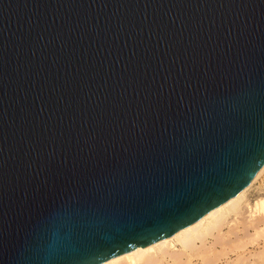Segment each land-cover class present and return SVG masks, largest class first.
Segmentation results:
<instances>
[{
    "label": "water",
    "instance_id": "95a60500",
    "mask_svg": "<svg viewBox=\"0 0 264 264\" xmlns=\"http://www.w3.org/2000/svg\"><path fill=\"white\" fill-rule=\"evenodd\" d=\"M264 163V0H0V264H99Z\"/></svg>",
    "mask_w": 264,
    "mask_h": 264
},
{
    "label": "bare ground",
    "instance_id": "6f19581e",
    "mask_svg": "<svg viewBox=\"0 0 264 264\" xmlns=\"http://www.w3.org/2000/svg\"><path fill=\"white\" fill-rule=\"evenodd\" d=\"M263 172L264 163L235 195L167 238L99 264H218L260 241L264 238V195L250 199L248 191ZM227 259L222 264H245L246 260L244 255L236 261Z\"/></svg>",
    "mask_w": 264,
    "mask_h": 264
},
{
    "label": "rangeland",
    "instance_id": "374dc122",
    "mask_svg": "<svg viewBox=\"0 0 264 264\" xmlns=\"http://www.w3.org/2000/svg\"><path fill=\"white\" fill-rule=\"evenodd\" d=\"M258 194L264 195V172L260 176V178L256 180V182L252 185V187L248 191V195L251 196V197H249L250 199L255 198ZM252 232L253 231H251V230L249 231V233H252ZM263 248H264V238L260 239V241H258V242H254L252 245L248 244L246 247L240 249V251L238 250L237 252L228 255V257H226V258H229L227 260H235L236 261V260H238V258H243V255H244L245 259H246L245 264H246V262H247V264L248 263L249 264H264V261H263L264 260V255H263L264 253L262 252ZM257 251H258V253H257ZM259 251H260V253H259ZM263 251H264V249H263ZM239 253H241V255H242L241 257H239ZM248 254H250V255H248ZM226 258H224V259L226 260ZM224 259H222V262H220L218 264H222L223 261L225 262Z\"/></svg>",
    "mask_w": 264,
    "mask_h": 264
}]
</instances>
